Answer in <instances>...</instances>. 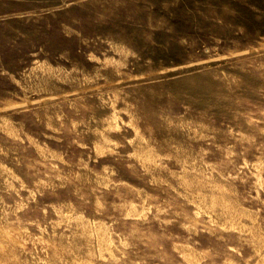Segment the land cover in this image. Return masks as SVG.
Segmentation results:
<instances>
[{
    "label": "rangeland",
    "instance_id": "obj_1",
    "mask_svg": "<svg viewBox=\"0 0 264 264\" xmlns=\"http://www.w3.org/2000/svg\"><path fill=\"white\" fill-rule=\"evenodd\" d=\"M262 239L264 0H0V264H261Z\"/></svg>",
    "mask_w": 264,
    "mask_h": 264
},
{
    "label": "bare ground",
    "instance_id": "obj_2",
    "mask_svg": "<svg viewBox=\"0 0 264 264\" xmlns=\"http://www.w3.org/2000/svg\"><path fill=\"white\" fill-rule=\"evenodd\" d=\"M141 153H142V152H141ZM213 203H214V202H212L211 204H213ZM211 206H212V205H211ZM215 206H216V205H215ZM215 206H212V207H215ZM223 206H224V205H223ZM212 207H211V209H213ZM223 208H224V207H223ZM211 209H210V210H211ZM221 209H222V208H221ZM208 210H209V208H208ZM208 210H207V211H208ZM222 210H223V211L227 210V212H230V211H228L227 208H225V210H224V209H222ZM221 213H222V212H221ZM223 213H225V212H223ZM231 213H232V212H231ZM231 213H229V214H231ZM229 214H226V215L229 216ZM232 214H233V213H232ZM236 215H237V214H236ZM236 215H235V216H236ZM210 216H211V215H210ZM228 216H227V217H228ZM235 216H234V217H235ZM229 217L231 218V215H230ZM231 219L233 220V218H231ZM234 221H235V219H234L232 222H234ZM230 222H231V221H230ZM229 225H231V224H229ZM232 225H234V224H232ZM234 226H235V225H234ZM234 226H233V227L231 226V227L234 228ZM100 227H101V226H100ZM235 227H236V226H235ZM241 228H242V227H241ZM253 233H254V232H253ZM253 235H254V234H253ZM253 235H252V237H253ZM259 236H260V235H259ZM259 236H257V237H259ZM259 238H261V237H259ZM255 239H256V236H255ZM255 239H254V240H255ZM257 240H259V239L257 238L256 241H257ZM261 241L263 242V239H262ZM262 242H260V243L262 244ZM258 243H259V242H258ZM258 243H257V244H258ZM263 243H264V242H263ZM260 246H261V245H260ZM262 246H263V245H262ZM260 248H261V247H260ZM260 248H259V249H260ZM263 248H264V246L262 247V249H263ZM255 250H256V248H255ZM186 251H187V250H186ZM189 251H190V250H189ZM189 251H188V252H189ZM258 252H259V250H258ZM258 252H256V253H258ZM187 254H188V253H187ZM262 254H264V253H262ZM74 255H75V254H74ZM192 255H193V254H192ZM192 255H191V256H192ZM188 257H189V256H188ZM194 257H195V256H194ZM260 257H261V255H260ZM258 259H259V258H258ZM261 260L264 262V256L260 258V261H261ZM194 261H195V260H194ZM226 261H227V260H226ZM260 261H259V262H260ZM64 262H65V261H64ZM257 262H258V260H257ZM257 262H256V263H257ZM263 262H261V264H262ZM19 263H20V258H17V261H16L15 264H19ZM256 263H255V264H256ZM257 264H258V263H257ZM259 264H260V263H259ZM263 264H264V263H263Z\"/></svg>",
    "mask_w": 264,
    "mask_h": 264
}]
</instances>
